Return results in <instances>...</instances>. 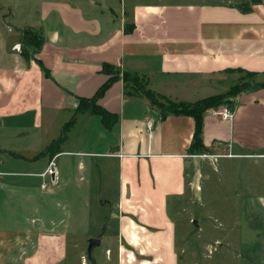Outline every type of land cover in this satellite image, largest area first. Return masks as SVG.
Wrapping results in <instances>:
<instances>
[{"label": "crops", "instance_id": "obj_1", "mask_svg": "<svg viewBox=\"0 0 264 264\" xmlns=\"http://www.w3.org/2000/svg\"><path fill=\"white\" fill-rule=\"evenodd\" d=\"M27 27H36L42 39L33 50L22 39ZM18 43L20 50L15 48ZM125 73L143 79L145 89L125 81ZM112 75L118 79L97 103L108 115L94 112L92 105L78 109L80 98L94 96ZM244 81H264V0H0V264L4 152L36 158L49 154L48 165L36 175L45 178L52 167V184L58 185L61 167L55 158L73 153L63 146L75 142L71 131L76 129L79 150L74 153L84 156V168L96 161L100 193L113 195V171L120 212L127 204L139 217L138 223L131 218L126 222L129 243L140 245V233L157 229L164 240L151 236L139 249L155 257L153 264H180L170 203L201 194L202 160L220 153L216 149L231 146L246 154L243 158L263 163L264 87L244 90L230 105L206 110L202 138L208 150L203 153L209 154L190 150L195 118L161 113L146 91L176 103L195 102ZM225 105L232 106V119L216 113ZM62 136L60 152L53 156L47 150ZM263 193L258 200H264ZM252 200L257 199L247 197ZM134 202L160 211L147 213L133 207ZM56 226L55 220L48 223L40 217L27 223L38 232V246L49 238V249L54 248L50 264L62 261L57 250L69 245L66 228L59 232ZM118 248L124 246L119 243ZM38 251L26 258L24 254L22 264L30 263Z\"/></svg>", "mask_w": 264, "mask_h": 264}, {"label": "rangeland", "instance_id": "obj_2", "mask_svg": "<svg viewBox=\"0 0 264 264\" xmlns=\"http://www.w3.org/2000/svg\"><path fill=\"white\" fill-rule=\"evenodd\" d=\"M39 38L36 27L23 30L22 39L27 49H35ZM127 82L133 83L132 80ZM137 83L145 89L143 79L137 77ZM245 83L240 82L233 87ZM237 95L230 96L228 104ZM151 99L156 109L173 102L168 98H164L165 101L155 93ZM77 131H71L75 142L63 146L73 153H60L55 158L56 165L61 167L58 185L53 186L51 174L45 178L36 175L48 165L49 154L36 158V154L4 152V264H22L20 258L24 254L26 258L35 249H39V253L26 264H50L48 259L54 248L49 249V238L38 246V232L27 228L28 220L31 224L34 217L48 223L55 220L59 232L66 228L69 245L66 250H57V255L63 257L58 264H153L155 257L139 247L145 246L151 236L152 240H160L161 243L164 239L158 238L160 231L149 228L155 233H140V245L133 247L129 243L126 222L131 218L138 223L139 217L135 211L127 210V204L123 213L120 212L113 187L117 183L113 171L109 176L113 195L106 197L100 193L97 179L100 169L96 161L84 168L81 164L84 156L74 153L79 150ZM216 152L220 153L202 160L201 194L176 203L179 206L175 208L176 204L171 202L168 209L177 224V241L174 244L177 254H181L180 264H264V200H258L259 194L264 192V160L257 163L245 159L243 156L246 154L231 146L216 149ZM31 159L35 161L30 162ZM44 183L46 188L42 187ZM247 197L257 200L247 201ZM132 205L147 213L160 211L147 210L140 202ZM122 217L125 218L124 230L120 226ZM159 217L156 220L161 223ZM95 237L103 241L93 248L89 256V239ZM119 243L124 246L123 250L118 248Z\"/></svg>", "mask_w": 264, "mask_h": 264}, {"label": "trees", "instance_id": "obj_3", "mask_svg": "<svg viewBox=\"0 0 264 264\" xmlns=\"http://www.w3.org/2000/svg\"><path fill=\"white\" fill-rule=\"evenodd\" d=\"M39 43L38 45H35L36 48H38L41 43L42 39L39 38ZM107 69V66H106ZM123 78L125 81L127 80H132L133 82H136V77H133L129 73H125L123 75ZM118 79V75H112L95 93L94 96L87 98V97H81L80 98V104L78 109H84L92 105V110L97 113H101L102 115L105 116L108 115V112L102 108L100 105H98V99L102 97L107 89L110 87V85ZM264 87V81L263 82H257L254 84L250 83H245L243 85H236L235 87L231 88L228 92L219 94V95H214V96H209L204 99L197 100L195 102H169L167 105H160V108L165 110L164 114L169 115V114H176V115H189L195 118L196 120V130L194 132V137H193V143L191 146V152H206L208 149L203 143V138H202V133H203V117L204 113L206 110L212 107H218L219 105L223 103L230 102V96L233 94H239L243 91V89L246 90H251V89H257ZM146 94L150 99L152 98V92L146 91ZM152 100V99H151ZM156 102V101H154ZM153 103V100H152ZM230 105V104H229ZM232 107V106H231ZM69 125V123H68ZM64 137H60L54 144H52L48 148V152L52 153L54 156L56 153L60 152L58 143L63 140Z\"/></svg>", "mask_w": 264, "mask_h": 264}, {"label": "built area", "instance_id": "obj_4", "mask_svg": "<svg viewBox=\"0 0 264 264\" xmlns=\"http://www.w3.org/2000/svg\"><path fill=\"white\" fill-rule=\"evenodd\" d=\"M15 48H18L20 50L21 49V44L20 43L16 44L15 45ZM216 113L218 114V116L221 119H224V120H226V119H232L233 116H234V111H233V109L229 105H225L223 107V109L217 111ZM148 126H149V128H151L153 126V121H149L148 122ZM53 173H55V169L52 168V167H49V170L46 173H44L43 176H45L46 174H53ZM43 187H47V184L44 183L43 184Z\"/></svg>", "mask_w": 264, "mask_h": 264}, {"label": "water", "instance_id": "obj_5", "mask_svg": "<svg viewBox=\"0 0 264 264\" xmlns=\"http://www.w3.org/2000/svg\"><path fill=\"white\" fill-rule=\"evenodd\" d=\"M102 243L101 238L95 237V238H90L89 239V246H88V253L89 256L92 254L93 248L95 246H98Z\"/></svg>", "mask_w": 264, "mask_h": 264}]
</instances>
